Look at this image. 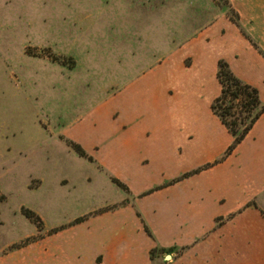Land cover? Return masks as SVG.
I'll list each match as a JSON object with an SVG mask.
<instances>
[{"label":"rangeland","instance_id":"1","mask_svg":"<svg viewBox=\"0 0 264 264\" xmlns=\"http://www.w3.org/2000/svg\"><path fill=\"white\" fill-rule=\"evenodd\" d=\"M237 15L231 0H0V264H264L239 260L234 219L262 191L235 185L251 199L198 226L161 199L229 156L185 168L177 144L218 123L214 72L195 116L164 105L184 66L226 53L219 24L202 30Z\"/></svg>","mask_w":264,"mask_h":264},{"label":"crops","instance_id":"2","mask_svg":"<svg viewBox=\"0 0 264 264\" xmlns=\"http://www.w3.org/2000/svg\"><path fill=\"white\" fill-rule=\"evenodd\" d=\"M231 3L240 15V26L225 16L202 30V32H206L215 23L219 24L218 33L223 37L226 53H220L219 56L210 59L212 63L209 71H207L209 69L207 67L208 60H204L202 63L200 60L201 66L199 64L194 67V64L198 62L196 59L193 60L194 64L184 66L186 70L179 82L168 84L170 85L168 90L172 87L174 89L170 94L173 96L172 98H178L173 101L167 99L164 106L169 113L177 112L179 109L184 113V116L196 115L200 107L199 98L197 97V99L196 96H199V93L207 85L204 73L212 74L214 72L215 80H217L218 61L221 58L229 63L233 72L240 79L256 87L261 100L264 101L262 91L264 89V0H231ZM220 90L213 95L210 102H213L219 95ZM172 113L170 114L173 115ZM212 114L218 120V123H214V128L180 133L184 140L182 141L180 137L182 142H177L180 145L179 151L182 153L184 149V152H187L186 147L190 148L188 151L190 155L181 157L185 168L192 165L201 167L222 159L233 142V136L227 127L213 111ZM173 137L175 138V136ZM209 170L211 171L204 173L209 174L207 177H198L197 180L195 177L192 187L188 188L189 185L179 186L176 189L177 192L163 193L161 199L179 202L181 208L194 218V223L197 226L200 225L201 218L210 217L213 220L217 216H227L251 199L249 197L246 201L240 195L234 196V194H244L243 189L235 192L234 186L237 184L242 186L245 184L249 194H258L262 191V201L264 202V113L233 152ZM236 201L240 202L235 204ZM263 210L261 206H250L234 218L239 221L240 231H235V233L241 235L237 239L240 238L239 242H242L241 254H237L239 260L253 259L258 263L264 255ZM234 219L226 223L225 226H230ZM228 231L227 229L225 242L232 247L231 233ZM212 239L209 240V243L212 242ZM244 249L249 250L247 255L244 253Z\"/></svg>","mask_w":264,"mask_h":264},{"label":"trees","instance_id":"3","mask_svg":"<svg viewBox=\"0 0 264 264\" xmlns=\"http://www.w3.org/2000/svg\"><path fill=\"white\" fill-rule=\"evenodd\" d=\"M232 20L240 26L238 15ZM217 79L221 90L211 109L233 136V142L225 153L230 155L264 113V101L259 90L240 79L225 60L218 63Z\"/></svg>","mask_w":264,"mask_h":264}]
</instances>
